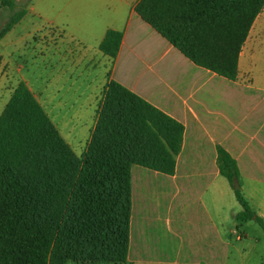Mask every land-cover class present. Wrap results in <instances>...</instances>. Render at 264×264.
<instances>
[{
  "label": "crops",
  "instance_id": "0c3cea01",
  "mask_svg": "<svg viewBox=\"0 0 264 264\" xmlns=\"http://www.w3.org/2000/svg\"><path fill=\"white\" fill-rule=\"evenodd\" d=\"M137 1L30 0L24 15L0 38V112L22 80L74 149L70 137L77 140V129L70 127L77 126L79 115L73 75L87 68L86 78L97 68L101 72L102 90L107 78H113L166 112L184 126L175 171L166 174L131 165L127 262L115 264H228L232 234L242 240L228 224H237L241 206L238 212L226 209L234 193L219 173L217 145L236 160L249 204L253 198L264 204V25L251 26L239 54L237 78L230 80L185 57L135 12ZM37 19L62 33L55 54L46 48L40 53L47 72L41 86H55L60 95L56 122L42 102L46 100L41 101L29 84L25 59L15 56L20 48L15 44L26 47V39L41 27L32 25L21 36L27 25L18 24ZM108 28L123 33L113 59L99 50ZM16 30L18 36L13 35ZM53 57L67 69L55 70ZM86 82L94 88L92 81Z\"/></svg>",
  "mask_w": 264,
  "mask_h": 264
},
{
  "label": "trees",
  "instance_id": "16d2710c",
  "mask_svg": "<svg viewBox=\"0 0 264 264\" xmlns=\"http://www.w3.org/2000/svg\"><path fill=\"white\" fill-rule=\"evenodd\" d=\"M16 0H0L15 9ZM264 0H138L135 12L194 64L235 80L242 46ZM9 16L0 38L24 15ZM123 33L108 28L99 50L115 58ZM184 126L142 96L107 78L85 149L78 155L32 90L19 81L0 112V264L126 263L130 168L173 174ZM217 165L241 206L236 160L217 145ZM132 264V263H129ZM258 264H264V259Z\"/></svg>",
  "mask_w": 264,
  "mask_h": 264
},
{
  "label": "rangeland",
  "instance_id": "374dc122",
  "mask_svg": "<svg viewBox=\"0 0 264 264\" xmlns=\"http://www.w3.org/2000/svg\"><path fill=\"white\" fill-rule=\"evenodd\" d=\"M30 0H16L17 6L13 9H8L6 7L0 8V29L5 25L8 21L9 16L14 13L15 11L25 8V6L29 3ZM18 25H27L22 31L21 36L26 35L28 30H31L32 25H39L40 30L34 35V37L27 38V45L26 47L23 45L15 44L14 48H17L15 52V56H21V59H25L26 67L28 68L25 70L27 75H31L29 78L30 85L32 89L35 91L37 97L42 101L43 98L46 101L44 105L49 110L52 118L54 121H57L58 110L56 106V101L59 99L60 95H56L55 93V86H52L49 89H45V87L41 86V81L44 78L43 75L47 74V72H43V62L41 51L45 48L49 49L51 53L55 54L59 41L62 37L61 29L55 27L54 24L49 23L45 20H38L37 21H24L22 24ZM54 25V26H53ZM253 25H264V8L256 17ZM16 29H20L18 26ZM17 33V30L14 32V36ZM36 42L39 44L37 45ZM24 44V41H23ZM24 48V50H23ZM30 50L31 53L29 52ZM45 54L47 53L44 51ZM30 53V55H29ZM57 57H53L51 59V64L57 68L63 67V70L67 69V64L64 63L60 65L57 62ZM109 68V67H108ZM36 69V70H35ZM90 69L81 71L77 70L74 73V77L77 76V116L79 115V119L77 120V126L70 127L74 130L77 129V140L75 138L70 137V142L74 149L76 150L78 155H81L85 149L86 143L90 137L91 130L94 126L95 118H96V110L98 108L99 101L102 95V75L101 72L97 69L93 70L92 75L90 78L85 77V73H88ZM41 72V73H40ZM65 74H68V71H64ZM44 73V74H43ZM70 73V71H69ZM42 74V78H39V75ZM52 75H49L51 77ZM85 81L89 82L92 81L94 84V88H89ZM86 82V83H87ZM45 90V91H44ZM47 96V97H46ZM52 100V102H48ZM80 107V108H79ZM80 112V113H79ZM60 128L64 130V126L60 125ZM244 196H247L245 194ZM251 207L255 210H259L263 215L264 219V204H262V200L258 198L251 199ZM238 212L240 210V205L235 200V197L232 195L230 196V202L227 203V211L231 209ZM228 227L230 231L238 232L242 234V240L238 241L235 240V234H232V241L234 246L231 248V253L229 257L228 264H258L264 259V229L262 226L255 220H247L244 222L238 221L237 224L233 222H229ZM228 232V234L230 233ZM68 264H115L112 262H96V263H89V262H75V261H68Z\"/></svg>",
  "mask_w": 264,
  "mask_h": 264
}]
</instances>
